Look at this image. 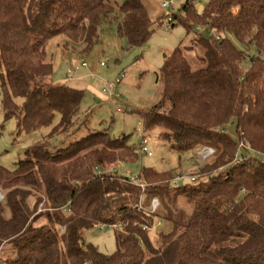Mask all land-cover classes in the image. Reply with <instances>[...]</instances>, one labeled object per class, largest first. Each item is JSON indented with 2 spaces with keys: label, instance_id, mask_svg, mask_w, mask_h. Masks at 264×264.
<instances>
[{
  "label": "trees",
  "instance_id": "trees-1",
  "mask_svg": "<svg viewBox=\"0 0 264 264\" xmlns=\"http://www.w3.org/2000/svg\"><path fill=\"white\" fill-rule=\"evenodd\" d=\"M118 19L131 47L154 32L143 0L118 10L109 0H0L4 116L27 131L51 127L50 137L65 136L55 147L46 140L26 149L13 170L0 165V264H264V160L251 156L264 155V0H210L200 13L188 0L172 16L194 37L166 56L162 98L142 114L145 129L160 128L179 154L207 144L215 157L186 184L143 167L145 190L109 170L143 156L138 146L107 130L78 134L84 91L49 82L52 39L82 43L88 54L103 25ZM154 197L166 214L149 211ZM179 197L191 203L189 213L174 210ZM155 219L168 226L158 241L149 235ZM97 225L115 227L113 254L85 243ZM5 246L13 256L3 260Z\"/></svg>",
  "mask_w": 264,
  "mask_h": 264
},
{
  "label": "rangeland",
  "instance_id": "rangeland-1",
  "mask_svg": "<svg viewBox=\"0 0 264 264\" xmlns=\"http://www.w3.org/2000/svg\"><path fill=\"white\" fill-rule=\"evenodd\" d=\"M109 1L118 10L125 0ZM187 1L143 0L154 23V32L143 47L129 46L127 40L118 34L119 19L103 25L100 41L88 54L82 52V43H73L64 36L52 39L47 47L48 62L54 66L49 82L84 91L76 126L79 129L78 134L107 130L112 137L129 136V144L136 146L143 134L146 137L152 157L139 155L134 162H124L109 168L110 171L126 176L136 183L141 181L139 175L143 167H152L161 172L171 171L174 178L182 184L190 183L189 174L193 173L192 176H195L199 167L212 163L215 157L213 154L202 162L203 150H215L207 144L183 154L171 150L169 144L160 136L161 129H145L142 119V114L162 98L163 83L160 73L166 56L171 55L180 44L183 47L189 46L194 37L193 32L188 34L184 26L173 25L172 21V16L181 13L182 5ZM190 1L198 12L210 2ZM166 2L171 4L164 8L162 4ZM199 30L204 35L209 33L205 27ZM238 46L248 56L257 54L253 46ZM249 66V59L246 58L242 64V72L247 71ZM16 102L21 104L22 99L19 98ZM58 120L56 118L55 122ZM51 130V127H41L27 131L16 117L5 118L0 81V165L13 170L15 164L25 158V150L31 146L47 140L52 148L64 141L63 135L50 137ZM227 131L233 135L235 126L228 125ZM251 156L264 160L263 154L252 152ZM139 184L143 190L147 188L142 181ZM5 194L6 192L0 190V202L4 200ZM154 199L158 201L155 212L161 210V214H166L161 201L156 197L152 198L149 211L153 213ZM191 209V203L187 202L185 197H179L174 206L176 211L184 210L189 213ZM44 222L41 220L37 225ZM167 227V223L162 219H155V224L149 232L151 239L158 241L159 234L165 232ZM114 233L115 227L97 225L86 232L85 243L93 244L102 253L111 255L117 248ZM11 256L12 251L5 246L2 249L3 260Z\"/></svg>",
  "mask_w": 264,
  "mask_h": 264
},
{
  "label": "built area",
  "instance_id": "built-area-1",
  "mask_svg": "<svg viewBox=\"0 0 264 264\" xmlns=\"http://www.w3.org/2000/svg\"><path fill=\"white\" fill-rule=\"evenodd\" d=\"M170 4H171L170 2H166V3H163L162 6L164 8H167V7L170 6ZM138 149H139L140 153L143 156H147V157H152L153 156L152 152L150 151V148H149V145H148V141H147L146 137L144 136V134L142 135V139L140 140V142L138 144ZM214 153H215V150L214 151L213 150H210V149L207 150V151L206 150H203L202 151V154H201V156H202V158H201L202 162H204L208 157H210ZM192 175H193V173H190L189 174V177L191 178ZM179 178H181V177H179ZM191 179L193 180V178H191ZM175 183L176 184H180L181 182L178 181L177 179H175ZM153 201L154 202H153V205L152 206H153L154 209H152V210H153V212H155L158 201H157V199H154Z\"/></svg>",
  "mask_w": 264,
  "mask_h": 264
},
{
  "label": "crops",
  "instance_id": "crops-1",
  "mask_svg": "<svg viewBox=\"0 0 264 264\" xmlns=\"http://www.w3.org/2000/svg\"><path fill=\"white\" fill-rule=\"evenodd\" d=\"M202 11H203V10H200L199 13L202 12Z\"/></svg>",
  "mask_w": 264,
  "mask_h": 264
}]
</instances>
